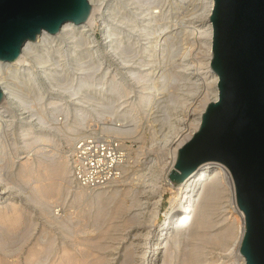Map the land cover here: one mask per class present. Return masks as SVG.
<instances>
[{
  "label": "rangeland",
  "instance_id": "374dc122",
  "mask_svg": "<svg viewBox=\"0 0 264 264\" xmlns=\"http://www.w3.org/2000/svg\"><path fill=\"white\" fill-rule=\"evenodd\" d=\"M207 1L101 0L73 39L79 63L64 55L62 73L47 69L54 80L36 61L17 70L10 82L20 100L0 113V264H241L240 224L222 185L203 202L202 226L186 225L152 259L177 197L165 179L170 156L213 96ZM83 135L119 142L118 178L76 184L71 150Z\"/></svg>",
  "mask_w": 264,
  "mask_h": 264
},
{
  "label": "water",
  "instance_id": "95a60500",
  "mask_svg": "<svg viewBox=\"0 0 264 264\" xmlns=\"http://www.w3.org/2000/svg\"><path fill=\"white\" fill-rule=\"evenodd\" d=\"M91 12L88 0H0V61L17 59L41 31L86 23ZM209 22L217 99L205 105L167 178L177 186L202 163L223 164L244 215L238 252L244 264H264V0H213Z\"/></svg>",
  "mask_w": 264,
  "mask_h": 264
},
{
  "label": "bare ground",
  "instance_id": "6f19581e",
  "mask_svg": "<svg viewBox=\"0 0 264 264\" xmlns=\"http://www.w3.org/2000/svg\"><path fill=\"white\" fill-rule=\"evenodd\" d=\"M88 1H89L90 5L92 6V12H91V15H90V17L86 23H83L80 25H74L71 22H65L61 26L60 31L56 35L49 34L46 31H41L40 34H38L36 36V40H34V41L27 40L23 44V46L21 48L20 56L17 59H15L12 62L0 61V89L2 90L3 95H4L3 102L0 105V113H2V108L7 102H9L10 100L17 97V94L15 93V90L13 89V86L11 84L12 82H10V80L12 78L14 79L15 75H17L16 74L17 70L22 69L23 71H27V73H28L30 71V69L28 67L30 62L36 61V65L39 67L40 71L42 73H46V71L44 70L46 60L42 58V55L40 56L39 52L37 51L38 49L35 48L43 36H49L51 38H70V39H74L76 37L81 38L83 35L81 37H80V35L83 34L84 31H86V28L88 26H91L93 19L95 17V14L99 10L101 0H88ZM212 6H213V0H208L207 1V11H206V15H205L207 18V26L203 32L204 37L206 39L205 44H206V51H207V56H208V58H207L208 68H209V61L211 58V26H210V22H209V15L211 13ZM168 37H169V35H168ZM110 43H112V42H110ZM84 45H85V43H84ZM172 54H173V52H172ZM50 71H48V72H50ZM209 71H210V77H211L210 85L212 84V86H213L212 92H211V94H213V96H212V99L210 102H213V101H216L217 95H218L217 86H216L217 77L211 70H209ZM50 75H51L52 79L54 80L53 73ZM56 75H55V78H56ZM158 77H160V75ZM85 83L86 82H84L83 84L80 83V86H77V89L80 90L79 87H82V89H83V86L87 88L88 86H85V85H89V84H85ZM14 88H15V86H14ZM166 88H167V86H166ZM70 89H71V87H70ZM16 91H17V89H16ZM25 91L27 92V90H25ZM21 95H22V93H21ZM23 96H25V95H23ZM19 97H17V99ZM18 100H20V99H18ZM203 103L201 105H205V102H203ZM108 108H109V110L111 109V107H108ZM108 108H106V109H108ZM204 108H205V106L200 108L197 121L195 124H193L192 130H190L191 132L188 133L189 135H187V137L185 136V138H183V140H181V142H179V141L177 142V145L174 147L175 149L173 150V153L170 156L171 161H170V164L167 168L165 179H166V184L172 187V189L175 192L174 194H176L177 197L174 200V203H172V212L173 213L170 215V217H168L167 219H165L162 222V224L160 225V227H158V229L156 228V234H157V235H155L156 247L154 248L153 253H152V259L153 260L157 258L155 250H158V249L167 250L168 249L166 246L167 242H172L174 244V242L176 243L179 241V238L181 237L182 232L186 228V225L188 227L190 225H193V226H195V229L202 226L203 222L200 218H203V217H200L201 216L200 212L203 208V202H205V200H207L210 197V195H212V192L216 189L217 186L219 187V185L224 186L227 189V191L229 192V195H230V201L229 202L231 204L230 209L234 212V216H235V218L233 217V221H234V219L239 220L238 223L240 224V228L238 231L239 233H238V241H237V248H236L237 251L239 249L240 240H241V237L243 234L244 215L236 204L235 193H234V184H233L232 176H231L229 170L223 164L218 163V162H214V161H208V162L202 163L182 183L178 184L177 186H173L170 183L169 179L167 178L168 173L173 169L178 149L191 138L192 134L198 128L199 122H200V115L202 114ZM107 113L110 115L109 112H107ZM38 140L42 141L43 140L42 136H40L38 138ZM43 149H44V147H43ZM4 195H5V191L0 193V200L3 198ZM195 198H197L198 201L194 204L189 205L191 203V201L195 202L194 201ZM2 200H4V199H2ZM190 214H192L191 217H190ZM163 242H166L164 246L162 245ZM167 244L169 245V243H167ZM166 255H167V253H166ZM238 256L240 258L241 264H244V260L241 257V255L239 254V252H238ZM164 258H165V256H164ZM152 259H150V260L152 261ZM165 262H167V261H165ZM163 263H164V261H163Z\"/></svg>",
  "mask_w": 264,
  "mask_h": 264
},
{
  "label": "built area",
  "instance_id": "2783aa9c",
  "mask_svg": "<svg viewBox=\"0 0 264 264\" xmlns=\"http://www.w3.org/2000/svg\"><path fill=\"white\" fill-rule=\"evenodd\" d=\"M76 45L78 44L70 38L43 36L35 48L43 53V59L46 60L44 75L51 76L52 73L47 69L54 68L62 73L63 63L60 64V62L64 55L67 56L70 64L71 62L72 65H75V62L79 63V58L83 55L79 46ZM59 78L58 81L63 83L62 75ZM122 164V147L115 138L83 135L78 137L72 145L71 172L76 184L82 188H98L118 178Z\"/></svg>",
  "mask_w": 264,
  "mask_h": 264
}]
</instances>
